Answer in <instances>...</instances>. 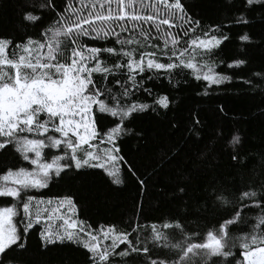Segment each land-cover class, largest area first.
<instances>
[{"label": "snow or ice", "instance_id": "6c2138e0", "mask_svg": "<svg viewBox=\"0 0 264 264\" xmlns=\"http://www.w3.org/2000/svg\"><path fill=\"white\" fill-rule=\"evenodd\" d=\"M261 3L264 0H245L246 7ZM190 7L188 0H64L63 4L57 0H24L25 22L35 26L45 14L50 19L42 25L39 39L25 37L13 42L11 37L0 36V154L14 151L31 165L5 169L0 174V198L12 200L9 205H0V264L15 259L8 257L10 250H27L29 231L48 211L42 206L52 204L51 199L29 194L31 190L46 189L70 172L88 168L104 170L112 183L119 185L118 162L126 163L134 174L133 165L120 155L118 141L130 135L142 141L143 132H134L131 122L141 114L159 115L160 110H171L168 95L153 97L151 103L140 102L137 94L152 96L151 89L143 87L145 80L153 79L151 74L163 73L171 83L173 75H179L174 70L190 69L197 81L203 80L209 87L231 80L204 59L210 58L228 35L220 30L221 25H215L209 31L220 30L219 34L205 31V38L193 37L201 24L190 14ZM235 22L250 21L241 15ZM137 30L140 39L135 37ZM157 38L162 47L152 43ZM184 38L189 39L181 47ZM85 39L112 41L114 46H90L83 42ZM241 39L247 41L249 36ZM144 47L153 50L137 53V48ZM196 50L203 62L196 60ZM103 53L117 58L111 67L101 60ZM247 63L238 59L235 66ZM116 72L121 74L114 79L119 95L94 80V74L107 78ZM146 72L150 75L144 77ZM253 76L255 82L264 85V70L253 72ZM245 82L254 83L251 79ZM94 107L100 114L116 118L112 126L97 127ZM188 133L200 138L198 118L193 119ZM216 135L223 133L218 130ZM228 142L233 146L231 159L239 164L241 136L233 134ZM45 149H56L60 154L46 153ZM137 179L143 189L145 180ZM217 187L214 183L211 191L204 189L205 204L229 215H221L215 230L207 231L206 239L200 242H196L198 233L193 224L176 215L151 222L150 233L144 236L136 220L129 222L130 230L120 231L114 224H101L94 230L84 221L62 216L61 230L50 226L39 230L41 247L65 243L82 246L87 264H264V179L236 191ZM185 192L177 185L178 194ZM58 207H66L71 215L76 212L70 195L60 198ZM247 208L259 209L255 221L247 215L242 218V210ZM238 223L250 230L231 234L230 226ZM237 248L238 254L233 251Z\"/></svg>", "mask_w": 264, "mask_h": 264}, {"label": "trees", "instance_id": "16d2710c", "mask_svg": "<svg viewBox=\"0 0 264 264\" xmlns=\"http://www.w3.org/2000/svg\"><path fill=\"white\" fill-rule=\"evenodd\" d=\"M63 2L57 0L58 4ZM188 3L190 14L201 24L193 37L205 38L203 32L215 25H221L220 30L228 35L229 39L214 49L210 58L204 59L216 72L228 75L231 80L209 87L203 80L197 81L196 73L190 69L174 70L179 71V75L174 74L171 83L163 73L151 74L153 79L145 80L143 87L151 89L152 96L137 94L140 102L151 103L153 97L168 95L171 110H160L159 115L141 114L131 122L134 132H143L142 141L138 142L131 135L118 141L120 155L133 165L134 174L128 171L126 163L118 162L122 181L119 185L113 184L104 170L88 168L70 172L48 188L37 191V196L43 199L70 195L76 204L77 221H84L94 230L101 224H114L120 231L130 230L129 222L136 220L144 236L150 233L151 222L176 215L193 224L198 233L196 242H200L206 239L207 231L215 230L221 215H229L210 203L205 204L204 189L211 191L215 183L217 190L236 191L264 179V85L255 82L253 76V72L264 70V3L251 7H246L245 0H188ZM23 4L24 0H0V36L11 37L13 42L24 41L25 37L40 38L41 27L48 23L50 16L45 14L39 24L32 26L22 19ZM241 15L250 22L236 23ZM220 30L209 31V35L219 34ZM244 35H248L249 40H242ZM135 37L140 39L138 30ZM189 38L182 39L180 46L185 47L184 40ZM83 42L97 47L114 46L112 41L85 39ZM152 43L162 47L158 38ZM141 50L153 49H136L137 53ZM238 59H246L247 65L235 66ZM101 60L111 67L117 58L103 53ZM196 60L203 62L199 50H196ZM229 64L233 67H228ZM120 75L116 72L105 78L98 73L94 74V80L98 86L111 87L113 94L119 95L114 79ZM143 75L147 77L150 73ZM249 79L254 81L252 85L245 82ZM94 115L98 128L112 126L111 121L116 119L107 113L100 114L96 107ZM194 118L200 121L199 139L188 133ZM218 130L223 133L221 137L216 135ZM233 134H239L243 142L239 164L233 162L230 155L233 146L228 141ZM21 165L29 167L14 151L0 154V174ZM137 178L145 180L143 189ZM177 185L186 192L178 194ZM11 201V198H0V205H9ZM241 215L255 221L259 209H243ZM43 226L41 221L29 231L26 251L8 252V257H15L10 264H87L86 250L82 246L65 243L42 248L38 232ZM249 230V226L242 223L230 226L234 235ZM233 251L238 254L240 250Z\"/></svg>", "mask_w": 264, "mask_h": 264}, {"label": "rangeland", "instance_id": "374dc122", "mask_svg": "<svg viewBox=\"0 0 264 264\" xmlns=\"http://www.w3.org/2000/svg\"><path fill=\"white\" fill-rule=\"evenodd\" d=\"M45 152L50 154H60L59 150L56 149H45ZM117 166L119 167V164H117ZM30 167L31 165L29 164L28 168ZM37 191L38 190H31L29 194H32L37 198H40L37 196ZM44 200L47 201L49 199H44ZM51 200H52L51 205L45 203V205L42 206L48 209V211L44 213L42 217V223L44 224L43 226L44 228L50 226L54 231L61 230L63 226V220L60 217L62 216L64 218H69V216H71L72 219L77 220L76 213L74 215H71L66 207H58L59 199H51ZM18 221H19V217L16 218L17 223Z\"/></svg>", "mask_w": 264, "mask_h": 264}]
</instances>
